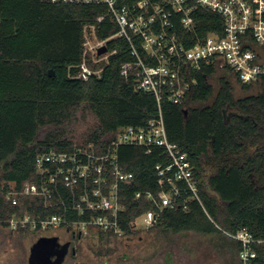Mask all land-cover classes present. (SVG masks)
I'll return each instance as SVG.
<instances>
[{"label":"trees","instance_id":"obj_1","mask_svg":"<svg viewBox=\"0 0 264 264\" xmlns=\"http://www.w3.org/2000/svg\"><path fill=\"white\" fill-rule=\"evenodd\" d=\"M106 12L104 5L70 4L42 0H0V221L28 213L34 218L51 216L40 196H20L15 205L6 199L9 190H20L38 181L35 158L50 150L72 151L90 144L103 150L119 129L145 126L157 113L155 98L137 89L132 79L120 74L122 63L133 60L127 42L120 37L107 40V60L94 62L83 56V29ZM199 32L217 30L221 16L199 9ZM117 31L109 17L97 22L96 34L105 39ZM85 59L92 70L78 77ZM52 68L53 76L48 69ZM193 76L197 84L182 104L161 102L165 129L172 142L182 145L198 179L200 202L189 193L186 208L165 209L148 229L169 232L193 231L211 234L235 257L239 242L224 231L245 228L264 239V76L242 84L229 69L203 66ZM216 76V77H215ZM217 82L215 88L213 79ZM235 85L255 93L236 96ZM94 122L79 134L73 129L86 112ZM119 164L132 172L131 183L120 185V226L127 235L133 224L151 208L150 201L135 192L161 189L155 166L167 161L159 148L146 153L143 147L121 145ZM207 212V214L205 213ZM132 224V228H131ZM25 235L36 232L19 228ZM254 264H264V243L255 244Z\"/></svg>","mask_w":264,"mask_h":264},{"label":"built area","instance_id":"obj_2","mask_svg":"<svg viewBox=\"0 0 264 264\" xmlns=\"http://www.w3.org/2000/svg\"><path fill=\"white\" fill-rule=\"evenodd\" d=\"M70 4L104 5L106 12L95 23L83 29V56L89 54L94 62L107 60L115 52L98 54L107 40L123 38L133 60L122 63L120 74L132 79L137 89L151 94L157 113L143 127L127 125L119 129L100 152L92 144L72 151L50 150L35 158L38 181L25 183L20 190H9L6 199L15 205L20 196H40L44 207L56 212L37 219L28 213L12 216L3 222L10 230L30 227L44 233L56 229L70 230L82 235L103 234L123 237L120 214L125 209L120 185L134 179L119 164L121 145L143 147L146 153L159 148L166 155L165 163L155 166L158 184L155 194L137 191L135 198L150 201L151 208L138 218L145 228L155 225L165 209L182 205L191 199L200 202L198 179L185 148L169 140L161 102L182 104L186 93L197 84L193 76L203 66L229 69L242 84H250L264 76V0H42ZM207 9L223 19L220 31L199 32L196 18L199 9ZM109 17L117 31L105 39L96 34L97 22ZM102 57V58H101ZM78 77L86 80L101 69L92 70L85 59ZM133 224V229L137 227ZM2 222V221H0ZM132 228V224H131ZM224 233L239 242L241 264H254V245L264 239L255 238L247 229Z\"/></svg>","mask_w":264,"mask_h":264},{"label":"rangeland","instance_id":"obj_3","mask_svg":"<svg viewBox=\"0 0 264 264\" xmlns=\"http://www.w3.org/2000/svg\"><path fill=\"white\" fill-rule=\"evenodd\" d=\"M212 81L216 88L215 78ZM255 91V88L243 91L239 85L234 87L236 96L255 93ZM93 122L94 118L87 111L85 118H78L73 129L74 133L79 134ZM139 221L135 228L137 233L132 235V264H238L237 259L231 256L227 247L221 246L215 235L193 231L176 233L157 229L149 231ZM8 230L6 246L10 259L15 260L18 256L22 259L30 237L26 236L24 240L18 241L10 229ZM64 231L59 228L43 234L51 235Z\"/></svg>","mask_w":264,"mask_h":264},{"label":"flooded vegetation","instance_id":"obj_4","mask_svg":"<svg viewBox=\"0 0 264 264\" xmlns=\"http://www.w3.org/2000/svg\"><path fill=\"white\" fill-rule=\"evenodd\" d=\"M8 231L0 222V264H132V234L117 238L65 230L51 235L38 232L23 235L17 230H10L18 241L30 237L23 258L18 256L11 260L6 246ZM41 237L56 239L51 245L35 250L33 244Z\"/></svg>","mask_w":264,"mask_h":264},{"label":"water","instance_id":"obj_5","mask_svg":"<svg viewBox=\"0 0 264 264\" xmlns=\"http://www.w3.org/2000/svg\"><path fill=\"white\" fill-rule=\"evenodd\" d=\"M106 49H107V46H105V45L101 46L98 48L97 53L102 54L106 51ZM48 74H49V76L54 75V71L52 68L48 69ZM54 239H56V238L55 237H41V238H39V240H37L36 243L33 244V247L36 250V248L51 245V242H53Z\"/></svg>","mask_w":264,"mask_h":264}]
</instances>
